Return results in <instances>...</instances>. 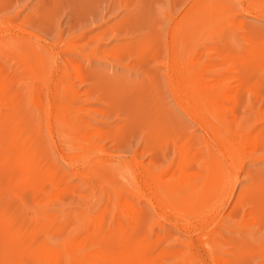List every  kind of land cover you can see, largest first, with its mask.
<instances>
[{
  "label": "rangeland",
  "instance_id": "obj_1",
  "mask_svg": "<svg viewBox=\"0 0 264 264\" xmlns=\"http://www.w3.org/2000/svg\"><path fill=\"white\" fill-rule=\"evenodd\" d=\"M248 4L0 0V264H264Z\"/></svg>",
  "mask_w": 264,
  "mask_h": 264
},
{
  "label": "bare ground",
  "instance_id": "obj_2",
  "mask_svg": "<svg viewBox=\"0 0 264 264\" xmlns=\"http://www.w3.org/2000/svg\"><path fill=\"white\" fill-rule=\"evenodd\" d=\"M196 1V0H195ZM194 2V1H193ZM240 2V1H239ZM241 7V6H240ZM247 8L246 9H244V11H246L249 15H254V17H258V18H260V19H264V9H259V8H255V7H253L251 4H248L247 6H246ZM243 8V7H242ZM176 14V13H175ZM171 20V19H170ZM170 22V21H169ZM186 29V28H185ZM63 36V35H62ZM185 37V36H184ZM183 38V37H182ZM165 48V47H164ZM167 51V50H166ZM198 59V58H197ZM198 61V60H197ZM186 70V69H185ZM185 70H184V72H185ZM1 76V75H0ZM173 80H174V78H173ZM6 82V81H5ZM0 83H1V81H0ZM178 84H180V82L178 81ZM8 86H9V83H8ZM184 86V85H183ZM182 86V87H183ZM181 88V84H180V86H179V89ZM198 88V87H197ZM196 88V89H197ZM185 89V88H184ZM203 89V88H202ZM0 90L2 91H5V88H4V86H2V83L0 84ZM193 90V89H192ZM191 90V91H192ZM186 91V90H185ZM193 92V91H192ZM185 93H187V92H185ZM195 92H193V94H194ZM200 93V92H199ZM192 94V95H193ZM178 95V94H177ZM189 95V94H188ZM191 95V94H190ZM190 95H189V97H190ZM176 96V95H175ZM195 96V95H194ZM202 96V95H201ZM191 98V97H190ZM194 100H195V97H194ZM37 101V100H36ZM192 101V100H191ZM197 101V100H196ZM195 101V102H196ZM177 102H179L178 100H177ZM181 103V102H180ZM179 103V104H180ZM4 105V104H3ZM182 105V104H181ZM181 107V106H180ZM184 107V106H183ZM183 107H181L182 109H183ZM186 108V107H185ZM193 109L194 108H192L191 110H192V112H193ZM227 109V108H226ZM42 110V109H41ZM185 110V109H184ZM187 110V109H186ZM197 110H199V109H197ZM196 110V111H197ZM189 111V110H188ZM205 111V110H204ZM187 112V111H186ZM202 113V112H201ZM192 116V115H191ZM106 118V117H105ZM215 119H216V117H215ZM209 125V124H208ZM211 126V125H210ZM214 127V126H213ZM224 132V131H223ZM233 132V131H232ZM228 134H230V135H232L231 134V132L230 133H228ZM227 138H228V136H223V139H225V140H227ZM261 138L262 139H264V136H261ZM261 138H259V139H261ZM222 139V140H223ZM255 139V138H254ZM258 139V140H259ZM225 140H223V141H225ZM257 140V141H258ZM222 141V142H223ZM229 141V140H228ZM255 141V140H254ZM256 142V141H255ZM221 143V142H220ZM258 144H259V142H258ZM252 145V144H251ZM99 151V150H98ZM222 151V150H221ZM85 154V153H84ZM88 154V153H87ZM102 154V153H101ZM109 154V153H108ZM230 154V153H229ZM81 155V154H80ZM226 156V155H225ZM230 156H232V154H230ZM62 157V156H61ZM131 157V156H130ZM227 157V156H226ZM71 158V157H70ZM85 159V158H84ZM229 161V160H228ZM66 162V161H65ZM110 162V161H109ZM224 163V162H223ZM114 165V164H113ZM115 174V173H114ZM170 174V173H169ZM153 175V174H152ZM153 178V177H152ZM154 180H156V179H154ZM121 185V184H120ZM233 185V184H232ZM159 187L161 186V185H158ZM158 187V188H159ZM230 187V186H229ZM235 187V186H234ZM162 189H164V192H163V194H167V192H168V189L167 188H164V187H162ZM234 189V188H233ZM160 190V189H159ZM161 191V190H160ZM233 193V192H232ZM231 193V194H232ZM160 194H162V193H160ZM183 194V193H182ZM181 194V195H182ZM227 194V193H226ZM240 195V194H239ZM160 196V195H159ZM165 196V195H164ZM189 196V195H188ZM233 196V195H232ZM231 195H229V197H228V200H230V198H232L233 199V197H232ZM243 196V195H242ZM246 198V197H245ZM181 199V198H180ZM236 199V203H235V206L236 207H239V206H241L242 204H243V199L244 198H242V197H237V198H235ZM249 199V198H248ZM245 201H247V200H245ZM244 201V202H245ZM151 203V202H150ZM153 203V202H152ZM151 203V204H152ZM159 204V203H158ZM165 204V203H164ZM169 205V204H168ZM236 207H234V209H236ZM232 208H233V206H232ZM244 209V208H243ZM167 211V210H166ZM157 212V211H156ZM161 214H162V212H161ZM180 218H182V217H180ZM169 220V219H168ZM177 221V220H176ZM179 222V221H178ZM173 223H174V221H173ZM179 223H181V222H179ZM177 225V224H176ZM183 225V224H182ZM182 225H179V227L180 226H182ZM178 226V225H177ZM186 229V228H185ZM92 232V231H91ZM88 233H89V231H88ZM77 238H79V237H77ZM77 241V240H76ZM67 242H69V241H67ZM75 242V241H74ZM83 242V241H82ZM82 242H81V244H82ZM75 244H78V243H75ZM1 246V245H0ZM71 246V245H70ZM2 247V246H1ZM4 247V246H3ZM67 247H69V246H67ZM70 248V251L72 250L71 248H72V246L71 247H69ZM67 249V248H66ZM65 249V251L67 252V250ZM76 249V248H75ZM78 249V248H77ZM5 250V249H4ZM78 251V250H77ZM81 251V250H80ZM79 251V253H81ZM96 251V250H95ZM156 251V250H155ZM6 252V251H5ZM65 252V253H66ZM76 253V252H75ZM90 253V252H89ZM6 255V254H5ZM71 255V254H70ZM90 255V254H89ZM135 255V254H134ZM140 255V254H139ZM61 256V255H60ZM59 256V257H60ZM65 256V255H64ZM72 256H74V253H72ZM80 256V255H79ZM212 256V255H211ZM84 257H86V256H84ZM90 257H91V255H90ZM133 257V256H132ZM142 257V256H141ZM92 258V257H91ZM93 258H94V256H93ZM100 258V257H99ZM146 258V257H145ZM211 258V257H210ZM61 259V258H60ZM70 259V258H69ZM136 259V258H135ZM142 259V258H141ZM6 260V259H5ZM102 260V262L103 263H105V264H128V263H124V262H121V263H116V262H109L108 260H105L104 258H102L101 259ZM133 261H134V259H132ZM138 260V259H137ZM136 260V261H137ZM157 260V259H156ZM220 260V259H219ZM65 261V260H64ZM158 261H159V259H158ZM92 262H93V260H92ZM97 262V261H96ZM148 262V261H147ZM157 262V261H156ZM216 262V261H215ZM94 263V262H93ZM153 263V262H152ZM130 264V263H129Z\"/></svg>",
  "mask_w": 264,
  "mask_h": 264
}]
</instances>
